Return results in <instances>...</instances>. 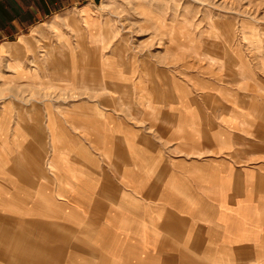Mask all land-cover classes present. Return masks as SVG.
Wrapping results in <instances>:
<instances>
[{"label": "crops", "instance_id": "obj_1", "mask_svg": "<svg viewBox=\"0 0 264 264\" xmlns=\"http://www.w3.org/2000/svg\"><path fill=\"white\" fill-rule=\"evenodd\" d=\"M98 7L0 39V264L264 263V46Z\"/></svg>", "mask_w": 264, "mask_h": 264}, {"label": "rangeland", "instance_id": "obj_2", "mask_svg": "<svg viewBox=\"0 0 264 264\" xmlns=\"http://www.w3.org/2000/svg\"><path fill=\"white\" fill-rule=\"evenodd\" d=\"M12 1L18 7L21 4L19 0ZM84 1L63 0V5H57L50 14ZM96 3L100 7L98 12L109 20L106 28L115 30L114 35L124 33L129 42L136 44L144 40L145 45L163 47L170 40L177 45L181 33L187 34L191 47L197 45L202 31L249 30L256 35L250 43L258 54L264 46V0H96ZM50 14H37L38 19L29 28Z\"/></svg>", "mask_w": 264, "mask_h": 264}, {"label": "trees", "instance_id": "obj_3", "mask_svg": "<svg viewBox=\"0 0 264 264\" xmlns=\"http://www.w3.org/2000/svg\"><path fill=\"white\" fill-rule=\"evenodd\" d=\"M23 11L12 0H0V39L3 34L17 33L20 28L27 31L40 15H48L57 5H63V0H19ZM38 14V15H37ZM17 22L18 27L14 25Z\"/></svg>", "mask_w": 264, "mask_h": 264}]
</instances>
